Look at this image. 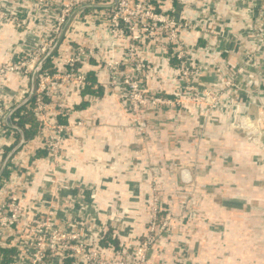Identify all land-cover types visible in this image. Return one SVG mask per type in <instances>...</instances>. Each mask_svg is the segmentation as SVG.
Returning a JSON list of instances; mask_svg holds the SVG:
<instances>
[{
  "label": "built area",
  "instance_id": "built-area-1",
  "mask_svg": "<svg viewBox=\"0 0 264 264\" xmlns=\"http://www.w3.org/2000/svg\"><path fill=\"white\" fill-rule=\"evenodd\" d=\"M1 1L0 19L13 14L17 23L27 22L18 18L25 12L31 21L30 9L39 15L34 21L48 24L45 34L19 38L12 49L13 62H0V246L14 250L8 264H155L149 252L164 232L177 223L189 230L198 224L191 199L197 196L193 192L206 188L204 184L186 178L172 203L161 198L158 176L148 189L145 228L123 239L112 232L110 236L120 240L114 245L100 243L107 233L106 221H100L96 236H85L84 217L58 218L51 201L29 193L43 180L56 181L54 175L71 141H77L76 130L91 129L98 125L97 118L100 123L96 112L101 96L83 93L87 84L118 102L127 123L139 132L144 130L147 109L158 115L165 109L195 107L206 121H215L216 112L225 114L232 128L262 145L264 100L256 104L258 114L252 117L247 112L249 102L223 99L238 88L228 73L238 68L222 59L213 61V56L225 52L217 45L215 49L213 20L229 9L217 10L214 3L216 15L211 14V0H12L9 10ZM176 4L187 9L196 4L200 9L193 17L176 16ZM24 51L26 61L20 57ZM209 65H217L218 80L202 85L199 78ZM91 74L94 82L89 80ZM13 77L18 85L8 83ZM30 80L34 85L28 97ZM82 99L90 103L86 110L91 111L79 109ZM19 104L24 109L15 112ZM27 111L35 124L19 126L20 116ZM8 114L12 126L6 122ZM247 121L251 134L244 127ZM25 130L26 135L20 133ZM47 162L51 173L44 170ZM209 224L205 226L208 236L214 233ZM174 251L165 264H194L196 254L187 245Z\"/></svg>",
  "mask_w": 264,
  "mask_h": 264
},
{
  "label": "crops",
  "instance_id": "crops-1",
  "mask_svg": "<svg viewBox=\"0 0 264 264\" xmlns=\"http://www.w3.org/2000/svg\"><path fill=\"white\" fill-rule=\"evenodd\" d=\"M211 1V14L216 15V4L217 10L229 9L224 17L213 20L215 49L217 45L225 50L223 54L219 51L222 57L213 56V61L222 59L238 68L228 70L238 88L223 99L249 102L247 112L257 116L256 104L264 100V0ZM175 7L176 16L186 17L200 9L196 4L189 9ZM21 16L27 15L23 12ZM2 25L0 62L13 57L12 49L23 35L13 33L9 23ZM251 52L254 56H249ZM216 66H204L199 78L202 85L216 83ZM100 91L96 112L100 123L97 118L98 125L76 130L77 141H71L54 175L56 181L43 180L29 194L51 201L58 218L84 217L85 236H96L100 221H106L108 234L117 232L123 239L145 228L148 189L158 176L161 198L172 203L187 178L206 186L193 192L197 196L191 199L198 210V224L189 230L177 223L164 232L149 252L150 261L165 264L173 250L187 245L196 254L194 264H264V128L262 145H257L240 129L232 128L225 114L216 112L215 121H206L192 107L191 111L165 109L158 115L147 109L144 130L139 132L127 123L120 104ZM89 105L82 99L79 109L91 111L86 110ZM46 164L44 170L51 173V164ZM207 222L214 232L210 236L205 231Z\"/></svg>",
  "mask_w": 264,
  "mask_h": 264
},
{
  "label": "rangeland",
  "instance_id": "rangeland-1",
  "mask_svg": "<svg viewBox=\"0 0 264 264\" xmlns=\"http://www.w3.org/2000/svg\"><path fill=\"white\" fill-rule=\"evenodd\" d=\"M12 0H4L5 2V7L9 8V10H11V5H12ZM1 0H0V5H1ZM29 16L32 18L30 22H23V21H18V23L16 22V17L13 14H7L6 18L4 19H0V22H2L3 24L9 23L11 24V28L13 30V33L16 34H23V35H31L34 34L33 36H37L38 34H45L48 30V24L44 22V20L41 19V21H34L33 18H35V16H39L37 12L35 11H30L29 9ZM22 14V13H21ZM21 14H19L18 18L20 20H23ZM15 17V18H14ZM25 20L27 19L24 18ZM1 23V24H2ZM3 26L5 25H0V30L3 29ZM2 27V28H1ZM18 38V36L16 37V39ZM26 52L24 51L23 53H21L22 55L20 56L24 61L27 60L28 55L26 56L25 54ZM26 57V58H25ZM6 61H11L13 62V60L9 57L6 59ZM36 75V74H35ZM15 79H17V77H13L12 81L8 82V83H13L15 81ZM33 80L28 83V86H30V90L32 87Z\"/></svg>",
  "mask_w": 264,
  "mask_h": 264
},
{
  "label": "trees",
  "instance_id": "trees-1",
  "mask_svg": "<svg viewBox=\"0 0 264 264\" xmlns=\"http://www.w3.org/2000/svg\"><path fill=\"white\" fill-rule=\"evenodd\" d=\"M84 9H89V7H86ZM44 65H46V64L44 63ZM89 80L91 82H94L95 77L91 74L89 76ZM82 92L83 93L84 92H90V93L99 94V92H101V91H100V89L97 90V89L91 88L90 84H87V85H85V88L82 90ZM22 109H24V106L16 108L15 112L22 110ZM25 122L32 123L33 125L35 124V120L32 117L30 111H27V113L22 114L20 116L17 124L19 126H22ZM22 134L26 135L27 134L26 130L23 131ZM117 242H118L117 239L115 237L110 236V234H108V232L106 234L104 233L103 237L100 239V243L103 245L108 244V243H111V244L113 243V245H114V244H117ZM13 253H14L13 248H5V247L0 246V264H8L12 259ZM174 254H175V251L173 250L171 257H173Z\"/></svg>",
  "mask_w": 264,
  "mask_h": 264
},
{
  "label": "water",
  "instance_id": "water-1",
  "mask_svg": "<svg viewBox=\"0 0 264 264\" xmlns=\"http://www.w3.org/2000/svg\"><path fill=\"white\" fill-rule=\"evenodd\" d=\"M38 66H39V65H37V66L34 68V70H33V74H35V72L37 71ZM32 88H33V84H32L31 90L29 91V95H28V97H29L30 94H31ZM28 97H27V98H28ZM6 122H7L8 124H11V122H10V114H8V115L6 116ZM244 127L247 129V132L251 134V129H250V127H251V123H250L249 121H247V122L244 124ZM20 133H22V132L20 131ZM20 143H21V140H20V142L14 147V149H15L16 147H18Z\"/></svg>",
  "mask_w": 264,
  "mask_h": 264
}]
</instances>
